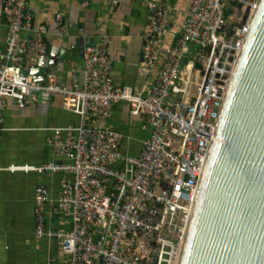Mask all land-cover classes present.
<instances>
[{"label": "built area", "instance_id": "obj_1", "mask_svg": "<svg viewBox=\"0 0 264 264\" xmlns=\"http://www.w3.org/2000/svg\"><path fill=\"white\" fill-rule=\"evenodd\" d=\"M116 2L111 0V7ZM256 3L192 0L179 35L164 48L168 0H146L138 70H155L156 76L141 94L112 84L106 35L82 48L80 87H64L53 75L42 82L22 76L19 33L32 32V50L42 54L47 30L33 24L28 0H2L0 133L2 111L15 94L31 104L38 93L58 95L62 107L79 118L75 125L49 129L50 143L64 162L0 167L61 174L56 199L37 188L34 217L36 234L51 236L43 229L45 205L70 215V228L55 234L67 264H177L218 111ZM52 34L67 35L60 14ZM190 47L191 58L183 63ZM134 117L139 127L133 126ZM132 128L145 136L131 135ZM132 141L137 152L120 149Z\"/></svg>", "mask_w": 264, "mask_h": 264}, {"label": "crops", "instance_id": "obj_2", "mask_svg": "<svg viewBox=\"0 0 264 264\" xmlns=\"http://www.w3.org/2000/svg\"><path fill=\"white\" fill-rule=\"evenodd\" d=\"M145 1L117 0L111 7V0H28L27 7L33 24L46 27V45L62 43L64 47H61V51L71 55L70 61L60 64L53 75L57 82L64 87H80L83 68L81 43L87 39L94 42L106 35L112 84L115 87H131L141 94L148 93L154 83L156 71L141 73L138 70L142 43L140 34L148 15ZM191 1L168 0L167 15L170 25L163 40L174 27H179V31L172 41L179 35V22L183 20V13L186 15ZM57 14L61 15L66 27V37L58 38L52 34ZM5 23L0 0V52L5 46ZM28 38L29 32L19 33L17 52L21 60L23 57L30 59L32 55V46L27 47ZM61 38L68 39L61 41ZM191 50L192 47L183 63L191 58ZM61 101L58 95L45 94L37 96V101L32 104L25 103L24 107L7 99L2 111L4 129L0 133V167L64 162L50 143L52 134L49 129L75 125L79 118L64 109ZM131 121L134 127L141 124L138 117ZM134 132V128L129 130L131 135ZM137 135L142 138L145 136L140 131ZM136 143H122L120 149L135 153L139 149ZM60 177L61 174L57 172L0 170V264H67V255L62 252L60 240L55 234L70 228V215L53 212L47 203L44 207L43 229L50 232L51 236L35 232L36 190L43 186L47 197L56 199Z\"/></svg>", "mask_w": 264, "mask_h": 264}, {"label": "water", "instance_id": "obj_3", "mask_svg": "<svg viewBox=\"0 0 264 264\" xmlns=\"http://www.w3.org/2000/svg\"><path fill=\"white\" fill-rule=\"evenodd\" d=\"M184 20L185 13L181 27ZM177 31L171 28L164 48ZM97 41L87 39L81 46ZM61 47L49 44L42 54L32 50V58L21 60L22 76L42 82L54 75L71 59ZM7 99L25 107L27 98ZM177 264H264V0H257L251 14L218 111Z\"/></svg>", "mask_w": 264, "mask_h": 264}]
</instances>
